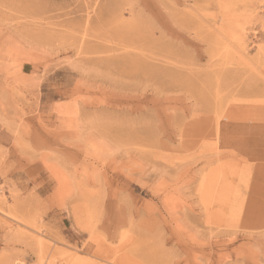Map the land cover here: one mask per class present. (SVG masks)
Instances as JSON below:
<instances>
[{
    "label": "rangeland",
    "instance_id": "1",
    "mask_svg": "<svg viewBox=\"0 0 264 264\" xmlns=\"http://www.w3.org/2000/svg\"><path fill=\"white\" fill-rule=\"evenodd\" d=\"M0 264H264V0H0Z\"/></svg>",
    "mask_w": 264,
    "mask_h": 264
},
{
    "label": "bare ground",
    "instance_id": "2",
    "mask_svg": "<svg viewBox=\"0 0 264 264\" xmlns=\"http://www.w3.org/2000/svg\"><path fill=\"white\" fill-rule=\"evenodd\" d=\"M251 207H253V206H251ZM259 211V210H258ZM247 213H248V211H247Z\"/></svg>",
    "mask_w": 264,
    "mask_h": 264
}]
</instances>
